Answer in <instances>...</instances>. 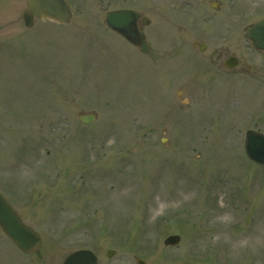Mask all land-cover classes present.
I'll use <instances>...</instances> for the list:
<instances>
[{"label": "rangeland", "instance_id": "obj_1", "mask_svg": "<svg viewBox=\"0 0 264 264\" xmlns=\"http://www.w3.org/2000/svg\"><path fill=\"white\" fill-rule=\"evenodd\" d=\"M238 1L242 17L213 28L176 27L142 0H71L69 25L27 27V0H0V191L43 238L26 254L0 229V264H62L79 248L100 264H264V166L244 147L247 129L264 132V52L245 38L264 0ZM139 4L152 48L178 58L107 27L108 10Z\"/></svg>", "mask_w": 264, "mask_h": 264}, {"label": "water", "instance_id": "obj_2", "mask_svg": "<svg viewBox=\"0 0 264 264\" xmlns=\"http://www.w3.org/2000/svg\"><path fill=\"white\" fill-rule=\"evenodd\" d=\"M29 9L24 12V20L27 26L34 24V17L49 18L61 23H68L71 19V6L68 0H28ZM137 15L131 10H117L109 12L107 19L109 25L121 32L129 41L141 45L145 51L147 43L143 32L138 31L135 20ZM253 38L256 47L264 49V21L256 24L247 34ZM236 60L229 62L235 65ZM80 119L85 123L94 121L95 115H81ZM246 151L249 157L264 164V134L249 130L246 134ZM0 225L4 232L25 252H30L38 247L41 242L40 235L20 218L7 198L0 193ZM181 241L180 235H169L165 239L166 245H177ZM114 250H108V256H112ZM63 264H99L95 253L89 249H80L70 254ZM137 264H147L142 259H137Z\"/></svg>", "mask_w": 264, "mask_h": 264}, {"label": "flooded vegetation", "instance_id": "obj_3", "mask_svg": "<svg viewBox=\"0 0 264 264\" xmlns=\"http://www.w3.org/2000/svg\"><path fill=\"white\" fill-rule=\"evenodd\" d=\"M124 2H137V0H122ZM205 1L206 5H202L201 0H142L143 3H146L147 8L150 10V14L152 12H156L160 14V17L163 19V16H165L168 12V15L166 19L164 20H169L171 21L172 24H177V23H182L183 21L180 22V19L184 20L185 18H197L198 23L200 18H213V19H218V24L225 21L229 20L231 18H237L242 16L243 10L237 11L236 10V4L238 0H202ZM239 2V1H238ZM169 3H171V6H167ZM232 3H235V6L232 7ZM152 4V5H151ZM181 4H184L183 7H181ZM151 5V6H150ZM139 8H135L139 14L140 18L138 19V27L140 29H145V25L143 24V17L144 16H150L149 12L147 9H145V4H140ZM179 8H181L179 10ZM183 8V9H182ZM187 8H191L192 12L191 14H185V10ZM165 14V15H164ZM241 14V15H240ZM189 23V22H187ZM151 24V20H150ZM169 24V23H165ZM193 24V23H192ZM180 25V24H178ZM226 25V24H224ZM181 26V25H180ZM160 27V26H159ZM159 32L161 30L159 29ZM199 30V27L197 31ZM199 32L205 33L202 30ZM179 47H176L174 49H168L164 48L161 51L155 52L154 48L150 46L149 52L146 54L147 56H150L154 60H161L162 58H178L179 56ZM218 51V50H217ZM216 52H212L210 58H213ZM224 52L219 51V57L224 56ZM230 56V55H228ZM226 56V58L228 57ZM225 60V59H224ZM224 71H231L229 69H226L225 67H222Z\"/></svg>", "mask_w": 264, "mask_h": 264}]
</instances>
